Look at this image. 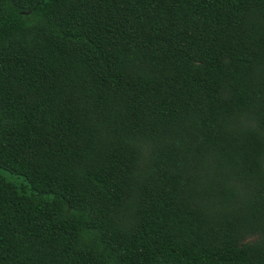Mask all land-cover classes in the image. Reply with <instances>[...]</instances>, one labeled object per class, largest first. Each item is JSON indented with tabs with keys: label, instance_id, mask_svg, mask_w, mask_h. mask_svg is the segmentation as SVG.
I'll list each match as a JSON object with an SVG mask.
<instances>
[{
	"label": "trees",
	"instance_id": "16d2710c",
	"mask_svg": "<svg viewBox=\"0 0 264 264\" xmlns=\"http://www.w3.org/2000/svg\"><path fill=\"white\" fill-rule=\"evenodd\" d=\"M0 264H264V0H0Z\"/></svg>",
	"mask_w": 264,
	"mask_h": 264
}]
</instances>
